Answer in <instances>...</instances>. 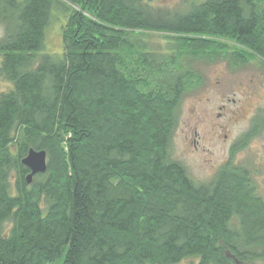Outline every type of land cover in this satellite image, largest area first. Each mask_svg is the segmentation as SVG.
Returning <instances> with one entry per match:
<instances>
[{"label": "trees", "instance_id": "obj_1", "mask_svg": "<svg viewBox=\"0 0 264 264\" xmlns=\"http://www.w3.org/2000/svg\"><path fill=\"white\" fill-rule=\"evenodd\" d=\"M54 13L62 51L46 55ZM149 14L143 0H0V264H264L249 171L227 163L198 185L170 156L202 64L264 63V0ZM29 150L47 158L30 185Z\"/></svg>", "mask_w": 264, "mask_h": 264}, {"label": "rangeland", "instance_id": "obj_2", "mask_svg": "<svg viewBox=\"0 0 264 264\" xmlns=\"http://www.w3.org/2000/svg\"><path fill=\"white\" fill-rule=\"evenodd\" d=\"M143 1L151 18L166 20L202 0ZM65 20V15L52 16L45 31L44 54H61ZM3 34L0 25V38ZM149 41L165 49L163 35L150 34ZM200 70L203 84L184 96L177 109L170 156L198 185L210 182L224 164L246 168L264 202V63L251 59L233 68L226 62H215L202 64ZM8 89L9 85L0 80V93ZM250 131L255 134L242 145ZM178 264L191 263L183 260Z\"/></svg>", "mask_w": 264, "mask_h": 264}, {"label": "water", "instance_id": "obj_3", "mask_svg": "<svg viewBox=\"0 0 264 264\" xmlns=\"http://www.w3.org/2000/svg\"><path fill=\"white\" fill-rule=\"evenodd\" d=\"M21 165L29 172L26 176V183L30 185L34 176L45 174L47 169L46 153L29 150L26 157L22 159Z\"/></svg>", "mask_w": 264, "mask_h": 264}]
</instances>
